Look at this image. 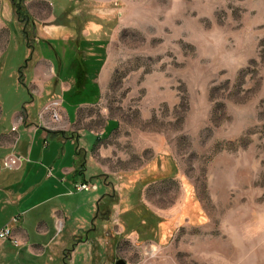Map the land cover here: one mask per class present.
Listing matches in <instances>:
<instances>
[{
	"label": "rangeland",
	"instance_id": "obj_1",
	"mask_svg": "<svg viewBox=\"0 0 264 264\" xmlns=\"http://www.w3.org/2000/svg\"><path fill=\"white\" fill-rule=\"evenodd\" d=\"M30 7V50L18 24L9 26L0 68L6 116L20 102L38 120L45 107L32 105L20 82L34 45L50 40L64 51L84 32L91 43L78 51L86 75L72 72L69 52L75 85L50 101L64 100L70 117L97 101L82 113L93 119L80 141L93 153L86 179L98 175L97 189L74 190L72 244L89 241L92 264H264V0ZM23 74L29 82L33 68Z\"/></svg>",
	"mask_w": 264,
	"mask_h": 264
},
{
	"label": "crops",
	"instance_id": "obj_2",
	"mask_svg": "<svg viewBox=\"0 0 264 264\" xmlns=\"http://www.w3.org/2000/svg\"><path fill=\"white\" fill-rule=\"evenodd\" d=\"M34 1L44 0H26L28 12H32L30 4ZM14 23L23 33L24 26L14 11L12 0H0V68L10 49L9 26ZM85 35L86 32L75 48L67 45L64 51L47 44L50 40L34 45L38 48L36 56L30 64L22 67L20 73V82L33 95L32 105L37 99L40 106H46L55 98H63L69 90L67 85L74 87L75 79H67V70L71 65L67 61L69 52L77 58V61L73 60L72 72L77 75L88 72L84 60L78 56L79 50H87V45L91 44L84 39ZM23 37V43L30 50L32 47L28 45L24 33ZM44 52H49V57H42ZM28 66L33 68L29 82L23 74ZM96 102L74 107L70 117L63 100L60 107L62 122L51 123V127L46 124L48 116L43 121L40 117L44 107H41L37 120L31 119L26 108L28 104L21 109L22 103H16L14 113L6 116L5 105L0 103V229L10 227L13 236V240L0 239V264H78V257H81L79 264H92L90 258H86L87 250L84 248L89 241L72 244L78 231L67 216L77 185L89 183L97 189L91 180L97 179L98 175L91 180L86 179L89 161L94 160L93 153L80 145L82 135L87 127L91 128L93 119L89 113L82 117V113ZM14 127L16 131H13ZM94 135L98 143L100 136L98 133ZM70 142L76 146L74 152ZM10 155L22 157L19 168L9 170L2 167L3 160ZM15 218H18L17 222H13ZM83 221L79 223L81 231L84 230Z\"/></svg>",
	"mask_w": 264,
	"mask_h": 264
},
{
	"label": "built area",
	"instance_id": "obj_3",
	"mask_svg": "<svg viewBox=\"0 0 264 264\" xmlns=\"http://www.w3.org/2000/svg\"><path fill=\"white\" fill-rule=\"evenodd\" d=\"M61 101H53L47 104L42 110L40 117L42 121L48 116L49 120L46 124H60L62 122V115L60 113ZM16 127L13 128V131H16ZM22 157L16 155H10L5 158L2 162V167L4 169L15 170L19 168L21 164ZM77 191H90L91 189H96V186H93L89 183H82L76 186ZM18 218H15L13 222H17ZM0 239L7 240L12 239V230L10 227H5L0 229ZM16 243V241H14Z\"/></svg>",
	"mask_w": 264,
	"mask_h": 264
},
{
	"label": "trees",
	"instance_id": "obj_4",
	"mask_svg": "<svg viewBox=\"0 0 264 264\" xmlns=\"http://www.w3.org/2000/svg\"><path fill=\"white\" fill-rule=\"evenodd\" d=\"M13 4H14V8H15V13H16L19 21L24 26L23 33H24V36L26 38V41L29 43V38H28L29 37V32L27 30V28H28V26L30 24V20H31L29 12H28L26 6L23 3V0H13ZM32 26H33V22H32Z\"/></svg>",
	"mask_w": 264,
	"mask_h": 264
},
{
	"label": "water",
	"instance_id": "obj_5",
	"mask_svg": "<svg viewBox=\"0 0 264 264\" xmlns=\"http://www.w3.org/2000/svg\"><path fill=\"white\" fill-rule=\"evenodd\" d=\"M116 264H127L124 260H119L116 262Z\"/></svg>",
	"mask_w": 264,
	"mask_h": 264
}]
</instances>
